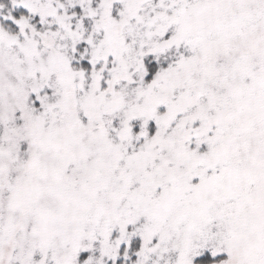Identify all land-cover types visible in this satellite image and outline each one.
<instances>
[{
    "label": "snow or ice",
    "instance_id": "6c2138e0",
    "mask_svg": "<svg viewBox=\"0 0 264 264\" xmlns=\"http://www.w3.org/2000/svg\"><path fill=\"white\" fill-rule=\"evenodd\" d=\"M0 264H264V0H0Z\"/></svg>",
    "mask_w": 264,
    "mask_h": 264
}]
</instances>
